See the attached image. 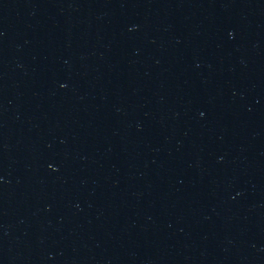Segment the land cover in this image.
<instances>
[{"label": "water", "instance_id": "95a60500", "mask_svg": "<svg viewBox=\"0 0 264 264\" xmlns=\"http://www.w3.org/2000/svg\"><path fill=\"white\" fill-rule=\"evenodd\" d=\"M0 264H264V0H0Z\"/></svg>", "mask_w": 264, "mask_h": 264}]
</instances>
